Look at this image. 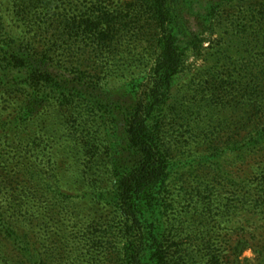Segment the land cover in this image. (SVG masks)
<instances>
[{
    "label": "rangeland",
    "instance_id": "374dc122",
    "mask_svg": "<svg viewBox=\"0 0 264 264\" xmlns=\"http://www.w3.org/2000/svg\"><path fill=\"white\" fill-rule=\"evenodd\" d=\"M169 7L187 33L150 114L166 169L133 217L119 194L135 164L124 118L157 87L170 26L146 0H0L3 29L48 55L66 94L0 66V264H131L145 230V264H264V0ZM93 8L121 13L124 31L97 45L65 30Z\"/></svg>",
    "mask_w": 264,
    "mask_h": 264
},
{
    "label": "trees",
    "instance_id": "16d2710c",
    "mask_svg": "<svg viewBox=\"0 0 264 264\" xmlns=\"http://www.w3.org/2000/svg\"><path fill=\"white\" fill-rule=\"evenodd\" d=\"M224 1L226 0H217L218 3ZM146 5V10L154 17L153 19L156 22L165 23L170 26V32L167 33V36L163 40L160 57L155 69L158 77L157 87L147 97V104L145 106L139 109L130 107L125 113L124 134L121 140L126 143L127 148L125 150H129L132 153V155L129 154L130 160L135 164L127 175L118 179V183L121 204L123 208L126 207L129 214L133 217H137L141 213L142 206H144L143 197L146 198L148 194L150 195L152 192H155L158 188L157 184L159 185L161 176L166 169L163 161L164 156L161 151L163 145H161L158 139L160 124L154 126L152 129L150 114L154 111H159V108L156 109V107L159 106L160 100L164 98V90L169 89L172 79L179 72L181 52L178 46V35L182 36L187 33L186 24L183 22L179 23L176 19L169 7V0H146ZM121 15V13L114 11H101L94 8L91 10L87 9L85 13H80L68 19L70 21H66L64 27L65 30L70 29L72 32H76L75 36H88L97 45L105 44L109 42L116 30L120 33L126 28L127 22H123L125 18H121ZM35 22L39 23L36 26L42 35L46 23L41 24L40 22L42 21L40 19L35 20ZM173 28H178V34L172 33V30L174 31ZM48 62L52 64L47 54H36L30 43L23 42L20 38L15 39L0 24V66L4 64L8 70L10 69L11 71H15L17 75H21L23 77L22 83H28L30 87L40 86L47 89L49 93H58L61 96L66 95L63 88L65 82L61 83L58 80V75L49 69L50 65ZM15 77L16 75L10 79L11 83H14ZM61 77H65V75ZM5 78H7V75L3 73L0 76V84L3 85L0 87V90L4 91L8 89L7 83L3 81ZM81 79L84 80V77ZM81 79H77V83H80ZM59 87L64 92L56 91ZM35 96L38 95L32 92L31 97ZM23 111L25 115L31 112L26 107H23ZM135 221L137 222L138 219L135 218ZM139 229H141V225H139ZM158 239L159 235L153 236L156 249H158V244H160V240L158 241ZM146 240L145 230V233L140 236L138 244L129 243L132 250L129 255H126L127 262H131V264H145L142 260V250L145 242H147Z\"/></svg>",
    "mask_w": 264,
    "mask_h": 264
}]
</instances>
